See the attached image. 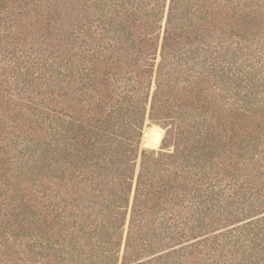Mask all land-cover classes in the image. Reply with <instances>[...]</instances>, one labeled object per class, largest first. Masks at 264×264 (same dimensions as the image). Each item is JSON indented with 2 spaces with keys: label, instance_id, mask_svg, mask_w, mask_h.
I'll return each mask as SVG.
<instances>
[{
  "label": "trees",
  "instance_id": "1",
  "mask_svg": "<svg viewBox=\"0 0 264 264\" xmlns=\"http://www.w3.org/2000/svg\"><path fill=\"white\" fill-rule=\"evenodd\" d=\"M0 264H264V0H0Z\"/></svg>",
  "mask_w": 264,
  "mask_h": 264
},
{
  "label": "water",
  "instance_id": "2",
  "mask_svg": "<svg viewBox=\"0 0 264 264\" xmlns=\"http://www.w3.org/2000/svg\"><path fill=\"white\" fill-rule=\"evenodd\" d=\"M160 127L163 128L162 126H160ZM163 130H164V133H163V138H164L165 129L163 128ZM148 131H149V129H145L144 132H143V136H142V146L140 148V153H141V151H142L143 148H154V149H157V148H160V146H161L162 141L158 145V147H153L154 146L153 145L154 144V140H151L149 138V132ZM163 138H162V140H163ZM139 158H140V156H139ZM138 164H139V159H138Z\"/></svg>",
  "mask_w": 264,
  "mask_h": 264
},
{
  "label": "rangeland",
  "instance_id": "3",
  "mask_svg": "<svg viewBox=\"0 0 264 264\" xmlns=\"http://www.w3.org/2000/svg\"><path fill=\"white\" fill-rule=\"evenodd\" d=\"M149 123V122H148ZM154 125H160V124H158V123H155V122H151L150 124H146L145 126H144V129H143V132H144V130L145 129H149L150 127H153ZM160 126H162V125H160ZM163 127V126H162ZM164 128V127H163ZM165 129V128H164ZM143 132H142V136H143ZM165 132H166V130H165ZM149 134H150V130H149ZM165 136V135H164ZM163 141V140H162ZM140 146H142V137H141V145ZM164 145L161 143V146H160V148H157V150H160V149H163L162 147H163ZM141 148V147H140Z\"/></svg>",
  "mask_w": 264,
  "mask_h": 264
},
{
  "label": "bare ground",
  "instance_id": "4",
  "mask_svg": "<svg viewBox=\"0 0 264 264\" xmlns=\"http://www.w3.org/2000/svg\"><path fill=\"white\" fill-rule=\"evenodd\" d=\"M149 132V131H148ZM164 133V132H163ZM149 138L151 139V140H153V137H152V135L151 134H149ZM163 138V137H162ZM154 145V144H153ZM153 147H155V146H153ZM158 147V146H157Z\"/></svg>",
  "mask_w": 264,
  "mask_h": 264
}]
</instances>
